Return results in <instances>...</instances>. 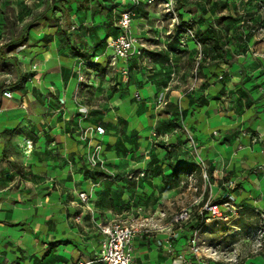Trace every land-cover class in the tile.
Returning a JSON list of instances; mask_svg holds the SVG:
<instances>
[{
	"label": "crops",
	"instance_id": "crops-1",
	"mask_svg": "<svg viewBox=\"0 0 264 264\" xmlns=\"http://www.w3.org/2000/svg\"><path fill=\"white\" fill-rule=\"evenodd\" d=\"M244 2L257 4L258 12L231 16L238 25L247 22L236 34L213 26L211 14L197 18L193 7L186 15V8L177 7L193 31L209 33L200 35L209 40L200 74L183 84L141 69L139 58H120L112 47L124 35L122 10H132L138 26L148 25L149 6L142 0H71L76 13L71 7L70 29H46L39 15L41 28L21 30L17 83L0 86V116L8 115L0 124V264L97 260L103 242L98 225L122 210L133 216L157 213L179 199L185 178L204 181L199 189L208 192L205 204L243 208L224 222L235 232L223 236L245 233L253 250L237 252L244 260L228 256L239 264H264V252L253 244L264 224V30L252 29L264 25V0ZM135 28L127 36L142 41L145 30ZM139 46L143 51L145 45ZM234 52H241L240 60H231ZM5 91L20 93L19 100L4 97ZM99 127L105 134H97ZM11 165L22 168L13 171ZM189 166L201 174L175 181L172 168ZM200 213L192 236L205 223ZM174 222L158 236H136L134 264H169L181 255L187 264H219L192 259L186 248L192 236L183 231L166 236Z\"/></svg>",
	"mask_w": 264,
	"mask_h": 264
},
{
	"label": "rangeland",
	"instance_id": "rangeland-1",
	"mask_svg": "<svg viewBox=\"0 0 264 264\" xmlns=\"http://www.w3.org/2000/svg\"><path fill=\"white\" fill-rule=\"evenodd\" d=\"M73 1V0H72ZM179 0H155V2L147 7L148 25L138 26L136 19L133 20L132 29L137 26L139 29H144L143 35H139L143 40H139L140 44H144L143 51L139 60L141 61V69L148 71L155 70V74L163 77L168 82H177L183 84L185 78L188 76H195L200 74L201 62L204 60L208 49H205L204 42L209 41L208 37H202V35H208L209 33H202L200 28L196 31L192 30L191 22L183 18L190 9L182 10V16L178 12ZM194 2L198 7L192 8V12L197 18H200L202 14H211L215 16L213 19V26H218L221 30H225V27L233 28L234 33L236 30L247 25L245 22L243 25H238L240 21H231L233 18L244 17L245 15L257 14V4L248 5L244 0H189ZM71 0L65 2L63 0H0V86L7 87L8 85H14L17 83L19 77L18 67V51L17 39L20 37V32L23 29L29 30L32 28H41L37 21L38 16L46 13L45 18L47 20L48 28H59L68 30L71 28V20L68 16L71 7L76 13V9L71 5ZM82 3V7L85 8V3ZM163 3V6H160ZM225 18H228L227 20ZM227 21V22H226ZM226 22L225 24H223ZM79 21L75 22V27L79 24ZM258 24V23H256ZM201 25V24H199ZM223 26V27H221ZM257 26V27H256ZM85 28V26H84ZM147 28V29H145ZM136 29V28H135ZM252 29L264 30V25H253ZM134 30V29H133ZM216 30V29H215ZM192 32V33H191ZM147 34V35H145ZM194 36L201 47H196L193 43ZM242 37H237L239 39ZM263 41V37L260 38ZM259 42V41H258ZM259 54V58L264 61V49ZM211 53V51H208ZM241 52H234V57L231 60H240L238 56ZM112 55V51L110 52ZM232 55V54H231ZM202 57V59H201ZM14 58H17L14 59ZM242 60V59H241ZM198 71L196 72V70ZM141 73V71H139ZM83 81L86 82L85 72L81 74ZM167 82V81H166ZM179 85V84H178ZM14 98L19 100L20 93L14 92ZM8 121V115L0 116V124H5ZM2 126V125H1ZM24 137L21 136L20 139ZM19 163L16 161V164ZM13 171L18 170V165H11ZM182 194L179 199H173L169 201L168 205H164L157 213H151L150 215L145 213L137 214L135 219L140 220L141 230L144 234L148 235H160L165 232L162 228L167 223L175 221L183 211L188 210L190 212V219L183 223H173L174 226L166 231V236L169 232H181L185 235H189L194 225H197L200 217V208L205 205L204 198L207 196V190L205 193L200 191L201 184L204 181H200L195 178H185L182 180ZM197 189V190H195ZM164 212V213H163ZM143 216V217H141ZM149 219V220H148ZM163 220V222H162ZM201 223V222H199ZM164 224V225H163ZM178 225V226H177ZM200 245L202 248V261L208 263L210 259V250L212 248L218 249L224 259L215 258L219 264H239L232 260L228 254H234L241 260L238 253L249 254L250 250H253L251 239H247L246 234L232 233L229 237H224V233L228 231L235 232L234 229L227 227V224L220 220H214L208 224H201L199 228ZM148 232V234H147ZM142 233V234H143ZM187 238V237H186ZM183 237L180 238L182 240ZM187 250L192 254L189 244H187ZM238 252V253H237ZM245 254V255H246ZM135 258V256H134ZM196 258L194 257H191ZM177 259L176 257L172 260Z\"/></svg>",
	"mask_w": 264,
	"mask_h": 264
},
{
	"label": "built area",
	"instance_id": "built-area-1",
	"mask_svg": "<svg viewBox=\"0 0 264 264\" xmlns=\"http://www.w3.org/2000/svg\"><path fill=\"white\" fill-rule=\"evenodd\" d=\"M142 2L151 5L155 0H142ZM135 13L128 9L122 10L120 12L119 26L124 31V35L115 39L112 42V47L115 49L117 56L124 59H135L139 58L142 54L140 41L131 36H127L132 28L133 20L135 19ZM193 37V43L196 47H201L199 41ZM198 69L196 70V72ZM91 78L95 79V75ZM80 81H83V76H80ZM4 97L8 99H13V93L10 91L3 92ZM97 134H105V130L101 127L97 128ZM203 159L200 158V164L203 165ZM206 178V172L203 170ZM83 202L87 200L85 194L81 195ZM243 210L241 206H234L233 203H223L219 204L214 201L207 202L202 210L201 215H204V222L206 224L210 223L212 220H220L227 222L233 217H238L240 212ZM257 213H262V210L256 209ZM264 220V214L261 215ZM190 219V212L188 210L183 211L177 218L175 222L181 224ZM134 219L133 215L128 214L127 210L120 213H114V217L110 219L105 224H100L97 226L98 231L103 235V242L100 253L98 254L97 260L92 262H86L81 264H134V252L132 249V244L137 235L142 233L141 226H139ZM253 244L258 252H264V224L257 227L253 235ZM189 246L191 248L192 254L195 257H201L202 259V248L200 245L199 234L195 233L190 242ZM210 259L223 257L221 252L216 248L210 250ZM188 258L185 255L179 256L177 259L173 260L169 264H187ZM236 262L237 260H232Z\"/></svg>",
	"mask_w": 264,
	"mask_h": 264
},
{
	"label": "trees",
	"instance_id": "trees-1",
	"mask_svg": "<svg viewBox=\"0 0 264 264\" xmlns=\"http://www.w3.org/2000/svg\"><path fill=\"white\" fill-rule=\"evenodd\" d=\"M178 7L179 8H188L189 7L191 9L193 6L191 4H188L187 2H184V0H179L178 1ZM45 15H46V13H43L39 17H41V19H45ZM217 43H218V44H216L217 49L222 48V45L220 44L221 42H220L219 38H217ZM14 59L17 60V58H14ZM12 89H13V91L14 90L16 91L18 89V86H13ZM172 170H173L172 176L175 178V181H181L183 179L182 177H186L193 172H197V173L201 174V170L195 166L181 167V168L173 167Z\"/></svg>",
	"mask_w": 264,
	"mask_h": 264
}]
</instances>
